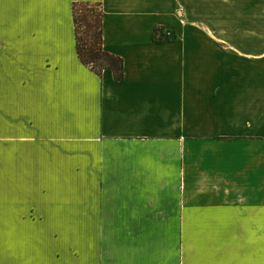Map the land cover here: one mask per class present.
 I'll return each instance as SVG.
<instances>
[{"label": "crops", "instance_id": "crops-1", "mask_svg": "<svg viewBox=\"0 0 264 264\" xmlns=\"http://www.w3.org/2000/svg\"><path fill=\"white\" fill-rule=\"evenodd\" d=\"M76 1L121 80L79 60ZM241 46L264 0H0V264H264V52Z\"/></svg>", "mask_w": 264, "mask_h": 264}, {"label": "trees", "instance_id": "trees-1", "mask_svg": "<svg viewBox=\"0 0 264 264\" xmlns=\"http://www.w3.org/2000/svg\"><path fill=\"white\" fill-rule=\"evenodd\" d=\"M76 53L82 64L88 66L94 73L100 75L103 69L109 68L115 81L123 78V60L102 47V11L100 2L76 1L72 3ZM80 28L83 30L81 31ZM163 28L155 27L154 40H164L168 37Z\"/></svg>", "mask_w": 264, "mask_h": 264}, {"label": "rangeland", "instance_id": "rangeland-1", "mask_svg": "<svg viewBox=\"0 0 264 264\" xmlns=\"http://www.w3.org/2000/svg\"><path fill=\"white\" fill-rule=\"evenodd\" d=\"M80 30L82 31L83 29L80 28ZM242 51H247L249 48H255V50L257 52H264V46H241Z\"/></svg>", "mask_w": 264, "mask_h": 264}, {"label": "built area", "instance_id": "built-area-1", "mask_svg": "<svg viewBox=\"0 0 264 264\" xmlns=\"http://www.w3.org/2000/svg\"><path fill=\"white\" fill-rule=\"evenodd\" d=\"M162 32H163L164 35L167 36V37H171V36H172L171 32H170L169 30H167V29H162Z\"/></svg>", "mask_w": 264, "mask_h": 264}]
</instances>
